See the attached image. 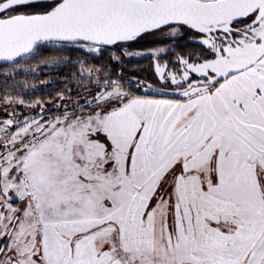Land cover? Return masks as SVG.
<instances>
[{
  "label": "snow or ice",
  "instance_id": "obj_1",
  "mask_svg": "<svg viewBox=\"0 0 264 264\" xmlns=\"http://www.w3.org/2000/svg\"><path fill=\"white\" fill-rule=\"evenodd\" d=\"M0 264H264V0H0Z\"/></svg>",
  "mask_w": 264,
  "mask_h": 264
},
{
  "label": "trees",
  "instance_id": "obj_2",
  "mask_svg": "<svg viewBox=\"0 0 264 264\" xmlns=\"http://www.w3.org/2000/svg\"><path fill=\"white\" fill-rule=\"evenodd\" d=\"M136 63H137V62H133V65H132V66H134ZM140 63H141V65H142L143 67H146V65H144L143 62H140ZM132 66H130V68H131ZM28 79L31 80L33 83H38V81H37L34 77L29 76ZM47 92H48V90L45 89V91H44L43 94H44V95H47Z\"/></svg>",
  "mask_w": 264,
  "mask_h": 264
},
{
  "label": "rangeland",
  "instance_id": "obj_3",
  "mask_svg": "<svg viewBox=\"0 0 264 264\" xmlns=\"http://www.w3.org/2000/svg\"><path fill=\"white\" fill-rule=\"evenodd\" d=\"M144 60H146V58L138 57V58H134L133 62H137V61L141 62V61H144Z\"/></svg>",
  "mask_w": 264,
  "mask_h": 264
},
{
  "label": "flooded vegetation",
  "instance_id": "obj_4",
  "mask_svg": "<svg viewBox=\"0 0 264 264\" xmlns=\"http://www.w3.org/2000/svg\"><path fill=\"white\" fill-rule=\"evenodd\" d=\"M141 62H143L144 63V65H146V67L148 66V64L150 63V61L149 60H144V61H141Z\"/></svg>",
  "mask_w": 264,
  "mask_h": 264
}]
</instances>
